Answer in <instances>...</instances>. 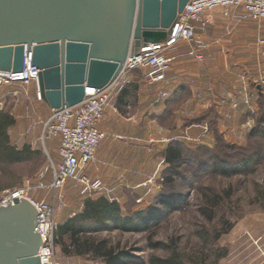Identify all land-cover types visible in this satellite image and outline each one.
Listing matches in <instances>:
<instances>
[{
    "label": "crops",
    "instance_id": "obj_1",
    "mask_svg": "<svg viewBox=\"0 0 264 264\" xmlns=\"http://www.w3.org/2000/svg\"><path fill=\"white\" fill-rule=\"evenodd\" d=\"M204 17L206 30L199 36L208 47L203 62L185 56L188 47L182 44L165 83L150 85L143 73L131 72V84L118 99L117 114L107 113L99 124L106 138L86 175L113 189L121 205L131 201V193L142 190L147 197L158 189L161 183L157 177L168 167L164 156L171 143L168 140L175 135L188 131L197 137L202 125L209 123L210 132L203 145L212 147L216 135L242 145L256 127V114L245 107L242 90L248 86L258 113L264 96V45L260 44L264 40V21L236 23L220 9L207 12ZM162 93L168 94L167 99L155 103ZM233 103L239 108H233ZM29 106L23 111H27L28 121L21 123L18 116L16 124L23 131L24 126L30 127L34 122L33 133L23 135L38 140L51 108L44 102ZM58 149L57 139L47 142V152L59 159ZM256 239L257 247L264 250V236L256 235ZM258 258L242 264H254Z\"/></svg>",
    "mask_w": 264,
    "mask_h": 264
},
{
    "label": "rangeland",
    "instance_id": "obj_2",
    "mask_svg": "<svg viewBox=\"0 0 264 264\" xmlns=\"http://www.w3.org/2000/svg\"><path fill=\"white\" fill-rule=\"evenodd\" d=\"M138 72L143 73L146 70ZM16 92L18 95L15 96ZM35 102L43 103L38 99L35 84L0 86V110L15 119L20 116L17 120L21 123L28 121L27 111H23ZM22 116L26 117L25 120ZM255 118V128L263 131L264 125L260 126L264 119L262 100ZM32 125L26 128L24 126L23 131L18 129L17 124L10 128V143L17 150L28 147L32 151H38L40 156L23 163L0 164V197L4 191L22 187L27 180L36 179L49 166L50 158L55 163L59 161L52 154H47V143L43 144L41 141L42 134L38 140L23 135L33 133ZM208 125L211 128L209 123ZM188 144L195 153L189 159L190 162L183 165L174 185L158 184V189L149 192L147 197L144 196L145 192L139 190L137 194L129 195L131 201L128 204H120L123 216L128 218H136L138 212L158 210L161 213L158 223H149V228L142 232L113 231L83 235L79 238L81 245L88 242L92 247H97L102 241H106L109 247L122 248L129 252L126 264H154V260L169 259L174 253L180 254L184 264L197 263L201 257L209 258L210 264H242L258 258V254L259 258L254 264H262L263 258L255 242L259 241L256 235L264 236V162L253 173L224 178L214 174L209 168L211 156L204 150L210 149L224 159L233 160L262 147V141L247 140L239 145L221 137L219 140L215 138L212 147H207L202 142ZM165 170L158 175V180L162 178ZM52 178L49 171L45 174L44 182L51 183ZM208 193L220 195L222 202L209 211L211 213L205 214L201 209L205 206V196ZM100 196L102 195H82L80 185L72 180L67 181L57 191H39L32 194L34 199L46 200L55 208V220L59 225L64 224L67 218L71 219L80 214L88 198ZM162 198L172 201L176 209L167 212L159 203ZM262 243L264 246V239ZM223 254L224 257L217 260L216 257ZM55 260L60 264H105L102 259H96L92 252L79 254L68 238L64 239V243L55 242Z\"/></svg>",
    "mask_w": 264,
    "mask_h": 264
},
{
    "label": "water",
    "instance_id": "obj_3",
    "mask_svg": "<svg viewBox=\"0 0 264 264\" xmlns=\"http://www.w3.org/2000/svg\"><path fill=\"white\" fill-rule=\"evenodd\" d=\"M191 0H0V74L38 72L42 101L73 107L109 85L130 52L166 42ZM38 212L0 207V264H41Z\"/></svg>",
    "mask_w": 264,
    "mask_h": 264
},
{
    "label": "built area",
    "instance_id": "obj_4",
    "mask_svg": "<svg viewBox=\"0 0 264 264\" xmlns=\"http://www.w3.org/2000/svg\"><path fill=\"white\" fill-rule=\"evenodd\" d=\"M218 9L236 23L264 21V0H191L185 11L179 15L166 42L142 46L137 55L130 52L117 77L100 92L85 98L82 103L73 107L51 109L50 117L43 123L41 141L43 144L52 139L59 141V161L55 163L50 158L49 166L36 179L27 180L22 187L6 190L0 197V207H8L9 202L16 198L27 199L35 206L38 212L37 230L44 239L39 250L41 264H60L55 260V235L59 224L55 220V208L46 200L34 199L32 194L39 191H57L67 181L72 180L80 185L82 195L92 197L97 194L108 197L112 202L116 201L113 189L108 188L101 180H93L86 175L87 167L96 161L99 147L106 138V133L99 129L100 122L109 112L117 114L118 99L131 84V72L146 70L143 74L148 84L165 83L182 44L188 47L185 56L203 62L204 51L208 46L199 33L206 30L205 13ZM260 44L264 45V40ZM12 84H35L38 99L42 101L38 72L34 69L22 71L15 77L0 74V86ZM242 91L245 107L252 114H257L248 86ZM14 95H18V92ZM167 97V93H162L155 103ZM232 106L239 108L237 103ZM201 128L202 133L197 137L184 131L168 141L200 144L210 132L208 124ZM47 154L49 155L48 152ZM49 171L53 178L51 183H45V174ZM258 243L259 241L255 242L257 246ZM258 249L264 264V250Z\"/></svg>",
    "mask_w": 264,
    "mask_h": 264
},
{
    "label": "trees",
    "instance_id": "obj_5",
    "mask_svg": "<svg viewBox=\"0 0 264 264\" xmlns=\"http://www.w3.org/2000/svg\"><path fill=\"white\" fill-rule=\"evenodd\" d=\"M125 91V90H124ZM264 106V96L261 99ZM260 126L264 125V119L260 122ZM16 120L7 112L0 110V164L23 163L33 158H39L40 153L32 151L30 148L17 150L11 146L9 129L15 126ZM218 140L221 139L217 135ZM254 139L262 141L263 146L254 150V152L242 155L239 159L228 160L220 157L210 149H204L211 156V164L209 168L214 174H218L224 178H230L238 175H247L253 173L257 166L264 162V130L258 131L253 129L249 134L248 140ZM187 142L172 141L164 153L168 168L163 173L159 182L162 185L172 186L176 183V178L180 175L183 165L189 163V159L195 153L186 145ZM224 146V145H223ZM220 147V146H218ZM221 148L222 145H221ZM212 154V155H211ZM208 168V169H209ZM211 192V190H209ZM229 197V192L227 193ZM206 203L201 212L208 214L209 211L218 207L222 198L218 194L208 193ZM167 212L176 209L175 204L162 198L159 202ZM161 219V213L158 210L151 212H138L136 218H128L123 216V209L116 201H111L105 196L99 198H88L84 204V208L76 217L68 219L64 224L59 225L56 232L55 242L64 243V239L68 238L71 246L76 247L79 254L93 253L96 259H102L105 264H126L129 252L122 248L109 247L106 241H102L97 247H92L91 243L86 242L81 245L80 236L97 233H110L113 231L122 232H142L147 230L149 223H158ZM154 247V246H153ZM156 247V246H155ZM180 254L174 253L169 259H156L154 264H184L181 261ZM222 256H217L223 258ZM193 264H210L209 258L201 257L198 262Z\"/></svg>",
    "mask_w": 264,
    "mask_h": 264
}]
</instances>
